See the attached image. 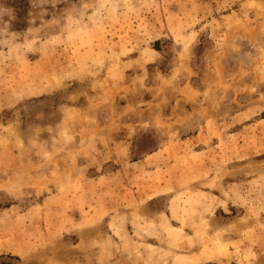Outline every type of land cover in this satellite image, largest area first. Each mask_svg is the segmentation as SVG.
I'll use <instances>...</instances> for the list:
<instances>
[{
  "label": "rangeland",
  "instance_id": "rangeland-1",
  "mask_svg": "<svg viewBox=\"0 0 264 264\" xmlns=\"http://www.w3.org/2000/svg\"><path fill=\"white\" fill-rule=\"evenodd\" d=\"M0 264H264V0H0Z\"/></svg>",
  "mask_w": 264,
  "mask_h": 264
}]
</instances>
